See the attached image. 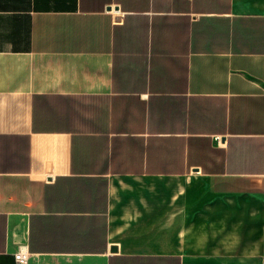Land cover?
I'll use <instances>...</instances> for the list:
<instances>
[{
	"label": "crops",
	"instance_id": "obj_1",
	"mask_svg": "<svg viewBox=\"0 0 264 264\" xmlns=\"http://www.w3.org/2000/svg\"><path fill=\"white\" fill-rule=\"evenodd\" d=\"M264 264V0H0V264Z\"/></svg>",
	"mask_w": 264,
	"mask_h": 264
},
{
	"label": "built area",
	"instance_id": "obj_2",
	"mask_svg": "<svg viewBox=\"0 0 264 264\" xmlns=\"http://www.w3.org/2000/svg\"><path fill=\"white\" fill-rule=\"evenodd\" d=\"M14 259L17 264H27L28 253L24 249H20L14 253Z\"/></svg>",
	"mask_w": 264,
	"mask_h": 264
}]
</instances>
